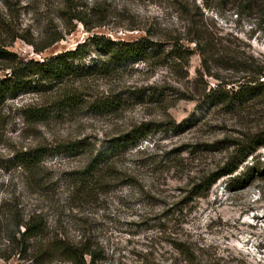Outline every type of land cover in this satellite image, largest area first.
Segmentation results:
<instances>
[{
  "label": "rangeland",
  "instance_id": "obj_1",
  "mask_svg": "<svg viewBox=\"0 0 264 264\" xmlns=\"http://www.w3.org/2000/svg\"><path fill=\"white\" fill-rule=\"evenodd\" d=\"M88 1L105 13L103 24L90 29L75 19L64 26L54 12L34 10L27 0H0V49L9 56L41 59L72 49L94 33L135 39L143 34L141 27L156 31L154 39L169 49L167 33L187 26L169 0ZM188 1L199 7L197 20L233 58L264 63V0ZM179 44L183 57L150 58L109 74L67 78L52 90L0 103L2 223L10 204L22 213L40 212L46 237L87 241L96 251V264H264V144L250 141L257 134L264 137V98L231 109L199 105L209 87L225 81L229 87L242 72L208 62L211 73L224 77L208 75L194 44ZM8 64L0 57V76ZM70 91L81 105L48 112L43 119L28 114L30 107L51 110ZM105 96L119 101L115 110L94 112L86 105ZM138 125L149 130L107 156L109 174L98 186L84 190L77 185L72 173L109 140ZM75 139L87 148L47 155L35 173L15 164L19 150ZM241 146L247 150L237 168L205 190L214 172L240 157ZM249 167L251 177L239 184ZM10 243L0 237V252L8 254ZM26 262L17 254L0 257V264ZM50 264L69 263L56 257Z\"/></svg>",
  "mask_w": 264,
  "mask_h": 264
},
{
  "label": "trees",
  "instance_id": "obj_2",
  "mask_svg": "<svg viewBox=\"0 0 264 264\" xmlns=\"http://www.w3.org/2000/svg\"><path fill=\"white\" fill-rule=\"evenodd\" d=\"M170 4L183 16L187 22L185 31L177 34L167 33L169 49L164 47L163 41L154 39L156 31L146 28L143 34L135 39L126 40L111 38L105 34L94 33L83 42H79L72 49H65L41 59L18 58L9 56L0 49V57L9 61L7 72L0 76V103L7 99L16 98L20 94L30 92L49 91L60 84L64 79L71 77H85L92 74H109L111 71L132 65L147 59H166L167 57H183L180 40L194 44L202 57V66L208 75L224 77L211 73L208 62H213L221 70H239L241 79L231 82H218L209 87L200 99V104L222 105L228 109L241 105L256 97L264 98V63L239 61L224 47L221 40L216 39L204 24L197 20L199 7L189 3L188 0H169ZM34 10L49 9L55 16L62 20L64 26L72 20H77L90 29L103 24L104 12L89 6L94 1L88 0H27ZM95 17V19H93ZM59 35L53 36L50 43L57 41ZM166 45V44H165ZM95 51V56H89ZM181 53V54H180ZM89 56L88 60L86 58ZM82 104V100L75 92H63L53 103L51 110L47 107H30L28 114L37 119H43L48 112H62ZM86 104V103H85ZM94 112L112 111L117 108L119 101L110 96L98 98L88 102ZM149 129L138 125L132 129L112 138L109 144L94 153L85 166L72 173L77 185L90 190L100 184V181L109 174L107 156L122 150L130 143L137 142ZM264 135V131L262 132ZM251 142L255 146L264 144L262 135H255ZM250 143V142H249ZM248 144V143H247ZM87 148V143L82 139L68 140L54 145H37L17 151L14 156L15 164L21 166L28 173H35L41 161L47 155L77 154ZM251 148V147H250ZM244 146L238 149V159L227 161L218 171L214 172L203 188L210 186L221 176L232 173L242 161L245 151ZM251 150V149H250ZM249 152V150H248ZM253 168L249 167L241 176L239 184H246L251 177ZM74 174V175H73ZM4 211V220L0 219V237L11 242V251L8 254L0 252V257L8 259L17 254L19 259H26V264H50L56 257L62 258L69 264H96L98 259L95 249L87 241L73 243L62 236L46 237L47 227L44 216L40 212L22 213L16 204H10Z\"/></svg>",
  "mask_w": 264,
  "mask_h": 264
}]
</instances>
